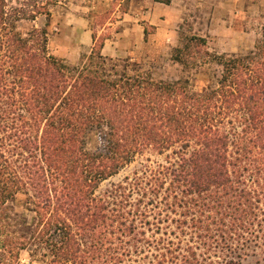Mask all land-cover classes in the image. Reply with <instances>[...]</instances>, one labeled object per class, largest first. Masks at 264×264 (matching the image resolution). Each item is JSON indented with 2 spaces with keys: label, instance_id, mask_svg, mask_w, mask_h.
<instances>
[{
  "label": "rangeland",
  "instance_id": "1",
  "mask_svg": "<svg viewBox=\"0 0 264 264\" xmlns=\"http://www.w3.org/2000/svg\"><path fill=\"white\" fill-rule=\"evenodd\" d=\"M140 1L0 0V43L12 34L27 37L33 29L47 30L49 54L67 65L83 67L103 40L121 30L120 12L130 6L136 11ZM117 5L118 14L112 16ZM80 7L87 8L85 13L90 17L89 27L95 39L94 45L82 52L77 50V37L62 27L64 21L67 28L72 26L71 15L80 12ZM139 23L145 27L146 35L155 34L159 28L165 47L157 55L152 51L148 56L107 57L115 65L109 71L112 76H144L155 82L188 81L193 92L217 89L222 67L215 56L245 55L254 49L263 33L264 0H172L170 5H159L154 23ZM193 36L205 38L207 46H194L189 55H184L189 62L186 68L173 57L176 49L184 48ZM4 51H0V56ZM19 97L16 93L11 98ZM21 113L25 114L20 110L11 117ZM214 120L209 121L214 129L205 134L213 136L219 128L220 135L229 137L225 155L233 186L238 190H224L214 184L207 190L196 187L190 157L205 147L202 139L182 141L166 149L148 143L95 189L92 198L103 206L107 232L99 243L100 235L87 239L88 247L93 248L87 264H264V168L260 173L254 169L264 161V150L253 145L256 133L251 132L244 141H253L246 145L252 154H246L247 158L242 152L238 154L244 128L239 112L220 116L217 110ZM0 124L11 126L13 121L1 119ZM10 129H0V146L3 144V150L11 151L13 165L21 171L24 182H30V170L38 169L35 166L41 150H23L21 139L25 137ZM36 135L32 131V142ZM105 137L102 132L91 133L87 150L98 152ZM241 161L250 162V171L238 184L232 171L239 168L230 162L245 166ZM47 180L53 179L47 176ZM32 190L28 183L25 191L34 198ZM22 193L10 204V210H4L0 216L1 240L9 237L10 244L15 239L28 243V249L20 252V264H54L51 257L44 255L45 249L37 257L32 256L38 246L34 241L37 217Z\"/></svg>",
  "mask_w": 264,
  "mask_h": 264
},
{
  "label": "trees",
  "instance_id": "2",
  "mask_svg": "<svg viewBox=\"0 0 264 264\" xmlns=\"http://www.w3.org/2000/svg\"><path fill=\"white\" fill-rule=\"evenodd\" d=\"M12 35L0 43V51L5 49L0 56V120L12 119L13 124H0V129L18 131L25 137L21 139L23 150L39 149L41 158L35 166L38 169L27 166L30 182H24L21 171L13 165L11 151L0 146V216L10 210L20 193L27 196V204L37 217L33 235L38 246L33 257L45 249L44 255L54 264H87L93 252L87 239L100 235L99 243L107 232L103 206L92 198L95 189L148 143L166 149L182 141L202 139L205 147L190 157L196 187L207 190L214 184L238 190L225 155L229 137L220 135L219 128L213 136L205 134L214 129L209 121L214 123L217 110L220 116L231 112L241 115L244 128L239 155L242 152L247 158L246 154H252L246 145L253 141H244L251 132L256 133L253 145L264 150V28L249 53L216 55L222 67L219 87L200 92H193L188 81L112 76L109 71L115 65L102 54L106 39L92 51L88 63L78 67L49 54L47 30L33 29L27 37ZM194 46L206 47L207 40L188 38L184 48L176 49L173 60L189 68L184 55ZM16 93L20 97L12 100ZM15 110L25 114L12 118ZM32 131L37 134L34 142ZM94 132L106 134L105 144L98 152H89L87 139ZM243 162V167L230 162L239 168L232 171L238 184L250 171V162ZM263 168L264 161L254 169L260 173ZM47 176L53 180L48 181ZM28 183L34 198L25 191ZM2 236L0 225V264H20V252L28 249V243L15 239L10 244L12 239L3 241Z\"/></svg>",
  "mask_w": 264,
  "mask_h": 264
},
{
  "label": "crops",
  "instance_id": "3",
  "mask_svg": "<svg viewBox=\"0 0 264 264\" xmlns=\"http://www.w3.org/2000/svg\"><path fill=\"white\" fill-rule=\"evenodd\" d=\"M132 4V3H131ZM139 7L133 11V7L129 10L120 12L123 27L119 32H116L111 38H107L104 42L102 54L108 58H117L122 56H148V52L158 54L165 47V41H162L164 34L157 29L155 34L146 35L145 27L139 23L141 20H147L149 23H154L156 9L161 3L155 0H141L138 3ZM120 5L116 7L112 16L118 14ZM80 12H74L72 26L67 28L64 21L62 27L66 31L72 32L73 37H77V50L79 52L85 51L87 47L94 45L93 31L89 27L90 17L85 13V7H80ZM89 9V8H88ZM69 16L67 15L65 19ZM118 23V21H117ZM110 25H113L111 23ZM174 47V46H172ZM177 47V46H176Z\"/></svg>",
  "mask_w": 264,
  "mask_h": 264
}]
</instances>
